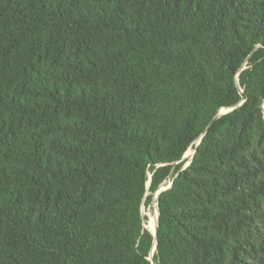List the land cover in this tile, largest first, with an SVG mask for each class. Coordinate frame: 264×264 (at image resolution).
<instances>
[{
    "label": "trees",
    "instance_id": "1",
    "mask_svg": "<svg viewBox=\"0 0 264 264\" xmlns=\"http://www.w3.org/2000/svg\"><path fill=\"white\" fill-rule=\"evenodd\" d=\"M154 242L155 264H264V0H0V264H151Z\"/></svg>",
    "mask_w": 264,
    "mask_h": 264
},
{
    "label": "water",
    "instance_id": "2",
    "mask_svg": "<svg viewBox=\"0 0 264 264\" xmlns=\"http://www.w3.org/2000/svg\"><path fill=\"white\" fill-rule=\"evenodd\" d=\"M238 76V75H237ZM236 79L238 80V77H236ZM245 101V96L244 95H242V97H241V100L239 101V102H237L236 104H234V105H231V106H229V107H223V108H220L217 112H216V114L212 117V119L210 120V122H209V124H208V126H207V128L203 131V133L196 139V141H195V143H196V145H198L199 143H200V141H201V139H202V137L204 136V134H205V132L207 131V129L221 116V115H223V114H225V113H228V112H230V111H232V110H234V109H236L237 107H239L243 102ZM187 152V151H186ZM186 152L184 153V155L182 156V158H181V160L182 159H184L185 158V156H186ZM194 152L195 151H193V153H192V156H193V154H194ZM192 156H191V158H192ZM180 161V160H179ZM190 163V162H189ZM188 163V164H189ZM187 164V165H188ZM149 183H150V178H149V180H148V182H147V185H149ZM171 184H172V182H171ZM171 184H170V186H171ZM170 186H168V187H170ZM168 187H159V189L157 190V192H156V198H157V196H158V194L162 191V190H165L166 188H168ZM156 205H157V203H156ZM158 217H159V212H158V207L156 208V222H155V228H154V231H151L150 230V232L153 234V236L154 237H156V232H157V226H158ZM145 227H146V225H145ZM156 249V242H154V245H153V248H152V250H151V252H150V255H149V259H150V261H151V264H155L154 263V261L152 260V255H153V253H154V250Z\"/></svg>",
    "mask_w": 264,
    "mask_h": 264
},
{
    "label": "rangeland",
    "instance_id": "3",
    "mask_svg": "<svg viewBox=\"0 0 264 264\" xmlns=\"http://www.w3.org/2000/svg\"><path fill=\"white\" fill-rule=\"evenodd\" d=\"M192 153H193V150L191 148H189L186 152V156L185 158H191L192 156ZM190 162L187 161L185 163V166H187V164ZM172 181H170V179H167L161 186L162 187H168L170 186ZM154 198H156V194L154 195ZM156 208H157V205H156V202L152 203L149 207L145 208L144 206L142 207V212L143 214L147 215V218L149 217L150 214H152L153 212H156Z\"/></svg>",
    "mask_w": 264,
    "mask_h": 264
},
{
    "label": "bare ground",
    "instance_id": "4",
    "mask_svg": "<svg viewBox=\"0 0 264 264\" xmlns=\"http://www.w3.org/2000/svg\"><path fill=\"white\" fill-rule=\"evenodd\" d=\"M152 227V230L149 228V230H151V231H154V227L153 226H151Z\"/></svg>",
    "mask_w": 264,
    "mask_h": 264
}]
</instances>
